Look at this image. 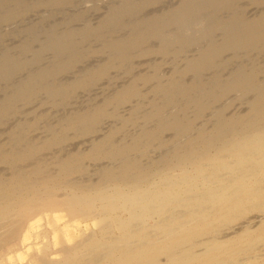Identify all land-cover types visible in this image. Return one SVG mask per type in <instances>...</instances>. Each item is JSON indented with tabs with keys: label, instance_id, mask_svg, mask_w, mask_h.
I'll use <instances>...</instances> for the list:
<instances>
[{
	"label": "bare ground",
	"instance_id": "obj_1",
	"mask_svg": "<svg viewBox=\"0 0 264 264\" xmlns=\"http://www.w3.org/2000/svg\"><path fill=\"white\" fill-rule=\"evenodd\" d=\"M33 1L0 0V27L82 0ZM164 1H112L95 23L74 14L63 28L28 25L0 53V126L35 100L67 107L133 56H187L170 75L134 73L70 108L46 135L30 136L26 119L11 127L0 142V264H264V65L228 70L221 59L263 51L264 10L247 16L240 2L264 0H172L153 14ZM92 40L106 61L78 73Z\"/></svg>",
	"mask_w": 264,
	"mask_h": 264
},
{
	"label": "rangeland",
	"instance_id": "obj_2",
	"mask_svg": "<svg viewBox=\"0 0 264 264\" xmlns=\"http://www.w3.org/2000/svg\"><path fill=\"white\" fill-rule=\"evenodd\" d=\"M30 1L32 2L33 0H30ZM34 1H38V0H34ZM112 1L115 2L117 0H84V2H82V3L78 2L72 7L65 8L63 13L62 12L58 13L59 17H58V15L55 17V15L57 13H55V11L53 12V10H50V9H47V8H38V9L35 8L34 10H32L28 14H26L27 16L25 15V17L23 16L22 18L20 17L19 19H17V21H15V23L11 22L8 25H3L4 28L0 27V40H1L0 41V53H2L4 50H6L9 47L10 48H12V47L17 48V47H19L21 45V43H23V41H25L27 35L25 36L24 34H22L24 32V30H25L24 28L28 29L30 27L31 28L35 27L34 29L36 30L37 29L36 28L37 25L41 24V26H42L43 23H44V26L40 27V25H39L38 26L39 30H37V31H40V28H41V30L42 29L43 30L47 29L48 25H49V28H51L50 25L52 26L54 23H57V24H54L56 27L58 25V27L63 28V26L66 25L65 22L63 21L65 19V17H69L70 16L69 18H67V20L65 19V21H69V22L72 21L71 23L73 24V18H75L76 15L77 16H82L83 19L86 16V18L84 19L86 22L90 21L88 23H92V22L95 23V21L97 22L99 19L102 18L101 16H103V14L106 12V8L109 5L113 4V3H111ZM247 2L248 3H246L245 1L242 2V3L240 2V4L244 3L240 7L241 10H242V8L247 7V8H245V10L248 9L249 13L247 11H246L247 12L246 13L244 10L242 11L243 13H246L247 16L248 15L249 16H254V14L256 15V14H258V12H260L259 10H261V11L264 10V8L263 9H260V8L255 9V8H253L254 4L250 5L251 3L249 1H247ZM245 3L248 6L245 5ZM171 5H173V1L172 0H166V1L162 2V3H160V5L156 4V5L151 6L150 9H151V12L153 14H157L158 11L161 12V11L165 10L166 7L168 9V8L171 7ZM86 7H88V8H86ZM258 7H260V6H258ZM91 8H92V10H91ZM148 8L146 9V12H143L144 16H145L146 13H148L147 12L149 10ZM261 8H262V6H261ZM154 9H156V10H154ZM85 10H87V11H85ZM51 11H52V13H51ZM154 11H156V12H154ZM151 12L149 10V13L146 14V15H151L152 14ZM77 13H80V14L83 13V14L82 15H80V14L78 15ZM51 14H52V16L54 14V16L52 17ZM74 14H76V15H74ZM44 18H47V19L45 20ZM83 19H82V21H83ZM43 20H44V22H43ZM40 21H42V22H40ZM46 21H47V24L45 23ZM59 21H63L64 22V23L61 22L62 24L60 23L63 26L59 25ZM69 22H66L67 25H70ZM82 23H84V21ZM82 23L79 22L78 24H74V25H79V24L82 25ZM33 24H34V26H32ZM28 25L30 27H28ZM25 26H27V27H25ZM21 30H23V31H21ZM9 31L13 32V33H16V34L9 35V33H10ZM155 42H157V41H153L150 45L152 46L153 43H155ZM153 46H156V43ZM97 49H98V42L96 40H92L87 45H85L84 46V50H83V56L85 58L82 59L81 63L79 65H77L76 66L77 68L75 67L74 70L76 72L78 71V73L80 71V73H81L82 70L85 71L84 69H90V67H92L94 65H97L99 63H103L104 61H106V58H104L106 56H103L102 54H99V53L93 54L94 50H97ZM20 56H21V58L30 57L29 55H25V53H23V52L20 54ZM180 57H178V58L174 57V56L173 57L172 56L166 57V56H160V55H149V56H140V57L139 56H133V58L131 59V62H130V64L132 66L129 65V67H128V69H130V70H124V71L123 70H114V71H112L110 73V77L103 79L95 87L91 88L90 90H88L86 92H79L76 95L75 99L70 104H68L67 107H65V108H64V106H56V104H53L52 102H50L47 105H45V104H41V103H39V101L35 100V101H33L31 103L32 105L31 104L28 105V107L23 110L25 112L24 114L15 115V116L12 117V119L8 122V124L6 126H0V142L1 143H5L8 140H10V138H11V134H10L11 127L14 126V124H16L17 122H19L20 119H26L30 123L34 124V130L35 131H32L31 132L32 134L30 136L36 137L37 135L38 136L46 135L45 133L47 131H49V129L55 123H57L58 119L60 117H62L66 112H68V111L71 112V111H73L75 109H78L77 106H79V108L82 107L83 105H84V107H86V105L88 103L90 104V103H94V102H97V101L99 102L109 92L110 93L112 92L111 90L115 88L114 86H117L116 88H118L119 86L121 87L122 85H125V83H127V81L129 82L131 80V78L133 76H135L134 73H137L136 75H138V72H139L142 75V74L151 73V71L156 69V71H158V72L160 70V72H162L163 75H170L171 73H173L172 71H174L176 66L177 67L180 66L179 64L182 61V59H184V57L186 58L187 56H184V57H181V58ZM46 58L44 59V61H46ZM229 58H231V59H229ZM102 59H105V60H102ZM178 59H180V62H179ZM221 59H223L224 62H225V60H227L228 63L230 62L231 66L228 65V67H229V68L227 67L228 70L233 68V67H235V66H237V64H239V63H245V64L257 63L258 65H262L263 66L264 65V49H263V51L251 53L248 56H240L238 59H235V56L232 57L230 55L223 56ZM230 60H232V61H230ZM43 63H46V62H43ZM155 65H157L156 67L158 69L155 67ZM173 66H174V68H173ZM152 67H153V69H151ZM149 69H151V70H149ZM74 70H73V72H74ZM148 70H149V72H148ZM217 71L218 70H215V72H217ZM76 72H75V74H76ZM215 72L213 71V73H215ZM210 73H208L207 75L210 76L211 74H213V73H211V74ZM219 73L225 74V73H228V71L226 69H224V68L221 70V68H220ZM73 75L70 73V75L68 77H66L65 79L71 78V77H73ZM129 75H130V78H129ZM91 91H93V92H91ZM2 94H0V95H2ZM99 96L101 97V99H100ZM128 107L126 109H122L120 111V114H123V113H126L127 111H129L130 107L129 108ZM240 107L241 106H239L238 109ZM70 108H72L73 110H71ZM116 120H118V119H116ZM108 124L109 125H113V124H115V121H113V122L109 121ZM133 131H134V127H127V129H125L122 132V134H130ZM97 136L98 135L95 134V135H91V136H88V137H78V138L71 139V140H69L68 142H66L65 144H63V145H61L59 147H54L51 150L45 151L42 154V158L48 164H52V162L55 161L54 158L57 155H60V151L67 152V151L72 150V149H78L80 147H83V144L87 143V140L90 141L91 139H93V138H95Z\"/></svg>",
	"mask_w": 264,
	"mask_h": 264
}]
</instances>
